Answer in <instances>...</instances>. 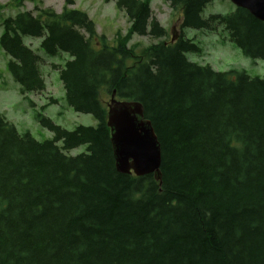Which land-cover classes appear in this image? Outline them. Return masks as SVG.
Here are the masks:
<instances>
[{"label": "trees", "instance_id": "obj_1", "mask_svg": "<svg viewBox=\"0 0 264 264\" xmlns=\"http://www.w3.org/2000/svg\"><path fill=\"white\" fill-rule=\"evenodd\" d=\"M22 1L0 35L20 94L45 91L40 58L22 40L41 39L47 55L69 57L52 66L66 105L97 125L66 130L46 106L34 109L53 135L38 142L0 115V264H264V79L190 62L200 48L182 33L161 40L168 34L148 1L105 0L129 22L114 46L72 0L59 13L37 0L21 11ZM162 1L181 29L221 28L245 57L264 61V22L246 10L204 19L212 0ZM134 35L158 41L135 53L126 46ZM113 91L143 106L160 144V184L116 171L102 98Z\"/></svg>", "mask_w": 264, "mask_h": 264}, {"label": "rangeland", "instance_id": "obj_2", "mask_svg": "<svg viewBox=\"0 0 264 264\" xmlns=\"http://www.w3.org/2000/svg\"><path fill=\"white\" fill-rule=\"evenodd\" d=\"M73 5L69 7L86 13L95 24L96 32L99 36H104L108 45L114 46L123 39L128 31L129 22L125 14L119 11L113 2L106 3L104 0H72ZM150 2L154 19L163 26L168 34L165 39L170 41L171 30L180 19L179 13L173 11L162 0H147ZM37 6L50 7L57 13L60 12L64 0H37ZM14 0H0V35L2 32V22L14 17L18 13ZM35 4L22 1L21 11H32ZM234 11V6L227 0H212L203 10L202 18L206 19L210 15H227ZM179 30V29H178ZM183 37L200 48L201 53H188L187 59L199 65H208L217 72H227L229 70L243 71L250 77L264 79V61L260 59H250L245 57L241 51L229 40L227 33L221 28L214 32H207L193 29H180ZM23 43L29 46L40 58V72L45 82V91L41 95H29L23 97L19 93L18 85L13 81L7 71L8 57L0 48V114L12 124L19 134L29 133L36 141L42 142L51 140L53 135L40 127L34 118V109L38 112L41 107H45V117L49 118L55 125L66 130H73L75 127L97 125V121L90 115L75 113L66 105L64 90L59 80L57 70L53 65L64 66L69 57L66 54L56 56L47 55L41 48V39L23 37ZM146 37L132 36L126 43L127 48H132L135 53L156 43ZM131 64V60L128 62ZM49 98L58 100V105H47ZM105 103L109 102L110 95L103 94ZM34 106V107H32ZM41 113V112H39ZM60 146V144H58ZM85 151V146L71 150L68 155L76 156Z\"/></svg>", "mask_w": 264, "mask_h": 264}, {"label": "water", "instance_id": "obj_3", "mask_svg": "<svg viewBox=\"0 0 264 264\" xmlns=\"http://www.w3.org/2000/svg\"><path fill=\"white\" fill-rule=\"evenodd\" d=\"M236 8L246 10L258 21L264 22V0H228ZM178 37L175 27L171 32V43ZM106 125L115 169L118 173L142 177L152 175L161 182V149L157 136L144 118L143 106L136 101L116 100L115 91L107 103Z\"/></svg>", "mask_w": 264, "mask_h": 264}]
</instances>
